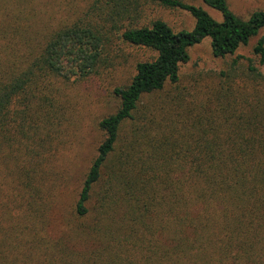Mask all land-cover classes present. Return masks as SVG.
<instances>
[{
  "label": "trees",
  "instance_id": "obj_1",
  "mask_svg": "<svg viewBox=\"0 0 264 264\" xmlns=\"http://www.w3.org/2000/svg\"><path fill=\"white\" fill-rule=\"evenodd\" d=\"M202 2L222 20L185 0H0V264H264V97L149 102L178 86L190 48L210 39L227 59L264 32V10L244 19L226 0ZM151 5L187 12L193 29L149 19ZM116 41L153 56L113 90L119 107L50 234L46 105L56 80L110 65ZM254 53L264 65V34Z\"/></svg>",
  "mask_w": 264,
  "mask_h": 264
},
{
  "label": "rangeland",
  "instance_id": "obj_2",
  "mask_svg": "<svg viewBox=\"0 0 264 264\" xmlns=\"http://www.w3.org/2000/svg\"><path fill=\"white\" fill-rule=\"evenodd\" d=\"M185 1L204 8L217 21L222 20V15L207 7L202 0ZM226 1L230 9L244 19L255 11L264 10V0ZM147 13L149 19H162L175 32L192 30L195 25L193 17L182 10L151 5ZM263 34L227 59L215 58L210 39H205L190 48V61L181 67L178 86L167 85L163 93L152 96L149 102L161 96L174 97L179 92L187 97V101L209 99L218 93L225 98L240 93L241 105L264 97V65H260L259 56L254 53L257 40ZM152 56L149 51L116 41L111 52L112 63L98 73L83 81L62 83L56 80L59 93L52 105H46L49 111L45 113V121L49 134L44 136L46 149L41 150L48 164L44 169L46 181L42 191L52 205L48 213L50 234H61L62 223L66 224L70 218L85 175L104 139L99 122L119 107L113 90L126 86L135 74L136 64ZM249 60H253L252 65L262 78L251 77Z\"/></svg>",
  "mask_w": 264,
  "mask_h": 264
}]
</instances>
